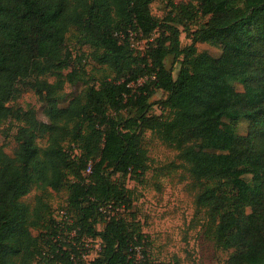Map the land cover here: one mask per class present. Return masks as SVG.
Returning a JSON list of instances; mask_svg holds the SVG:
<instances>
[{
  "label": "trees",
  "instance_id": "trees-1",
  "mask_svg": "<svg viewBox=\"0 0 264 264\" xmlns=\"http://www.w3.org/2000/svg\"><path fill=\"white\" fill-rule=\"evenodd\" d=\"M153 1L0 0V123H23L14 152L0 147V264H156L127 214L126 181L149 167L146 131L178 152L199 186L196 206L210 240L229 252L225 264H264V0L172 3L163 18ZM70 35L112 76L83 80ZM199 42L220 55L199 52ZM47 74L84 88L59 106L58 82L38 79ZM20 87L45 92L46 121L12 109ZM156 91L164 97L152 100ZM241 121L246 134L236 132ZM33 185L40 193L30 206L21 198ZM49 189L66 191L61 220ZM87 240L99 250L86 260Z\"/></svg>",
  "mask_w": 264,
  "mask_h": 264
},
{
  "label": "rangeland",
  "instance_id": "rangeland-1",
  "mask_svg": "<svg viewBox=\"0 0 264 264\" xmlns=\"http://www.w3.org/2000/svg\"><path fill=\"white\" fill-rule=\"evenodd\" d=\"M190 0H154L151 5V13L157 18H163L171 9V4L188 2ZM195 28V25H191ZM182 45L190 43L184 32L181 33ZM66 46L75 59L74 63L81 68L83 80L98 82L111 77L110 70L98 63L90 54L86 45L80 44L70 35ZM134 46L140 50L145 43L136 37ZM197 50L207 51L212 56L220 55V49L206 43H197ZM80 60V61H79ZM168 68L176 74L179 64L174 63L173 57L166 60ZM76 67V66H75ZM70 71L69 69L64 71ZM38 79L49 83L58 82L57 93L59 106H65L68 101L83 88V82L69 83L62 77L53 75H41ZM227 82L237 90L242 89V81L228 77ZM164 97L162 91H156L152 100ZM45 92L31 87H20L19 94L10 104L13 110L33 109L39 120L46 121L44 108L50 106ZM153 112L161 113L159 105L153 106ZM23 123L14 116L0 123V147L12 154L17 146L14 135ZM238 134H246L247 122L241 121L237 127ZM40 146L44 145L43 139H38ZM144 146L149 156V167L144 174L136 180L128 179L127 188L131 191L130 206L127 214L134 216L144 234L148 236V243L144 245L150 261L156 264H225L229 252L215 246L206 231V216L204 211L196 206L195 198L199 192V186L190 176L188 168L178 157V152L167 146L156 136L146 131ZM40 193L36 185L21 198L22 202L30 206L34 205L35 196ZM66 191L49 189L48 201L51 205V214L56 220H61V210L67 207ZM245 212L249 208H243ZM44 228L38 227L33 234H38ZM82 251L85 255L93 257L99 250L95 241L87 240ZM86 252V253H85ZM36 264V263H34Z\"/></svg>",
  "mask_w": 264,
  "mask_h": 264
},
{
  "label": "built area",
  "instance_id": "built-area-1",
  "mask_svg": "<svg viewBox=\"0 0 264 264\" xmlns=\"http://www.w3.org/2000/svg\"><path fill=\"white\" fill-rule=\"evenodd\" d=\"M87 172H89L90 171V166L87 168V170H86ZM61 213L63 214V211H61ZM99 240H96V244H97V247L99 248V242H98ZM91 255V254H90ZM90 255H83V258L84 259H90L91 257H90Z\"/></svg>",
  "mask_w": 264,
  "mask_h": 264
}]
</instances>
